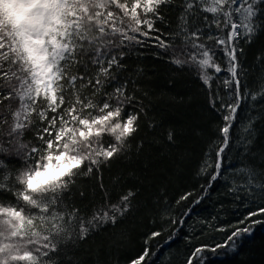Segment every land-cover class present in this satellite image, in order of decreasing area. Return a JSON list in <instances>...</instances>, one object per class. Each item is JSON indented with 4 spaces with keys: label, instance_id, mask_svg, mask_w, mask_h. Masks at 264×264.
I'll return each instance as SVG.
<instances>
[{
    "label": "snow or ice",
    "instance_id": "6c2138e0",
    "mask_svg": "<svg viewBox=\"0 0 264 264\" xmlns=\"http://www.w3.org/2000/svg\"><path fill=\"white\" fill-rule=\"evenodd\" d=\"M262 37L264 0H0V264H85L78 246L98 237L104 242L95 264H120L114 251L137 214L183 226L221 178L222 195L247 212L230 231L206 220L191 225L185 241L192 250L182 264L236 251L264 224L253 219L264 217V48L249 61L244 47ZM144 59L192 76L219 117L214 127L190 129L203 141L198 191L174 199L184 208L178 219L166 190L142 202L122 177L103 180L114 160L143 150V141L132 143L142 120L179 146L176 127L148 117ZM79 177L96 183L92 197L81 191L77 203L71 196ZM210 228L229 234L198 243ZM142 235L127 264H157L162 246L153 242L163 226Z\"/></svg>",
    "mask_w": 264,
    "mask_h": 264
},
{
    "label": "trees",
    "instance_id": "16d2710c",
    "mask_svg": "<svg viewBox=\"0 0 264 264\" xmlns=\"http://www.w3.org/2000/svg\"><path fill=\"white\" fill-rule=\"evenodd\" d=\"M244 47L246 58L251 61L256 51L264 48V37L250 49L247 45ZM142 63L147 68L151 81L147 86L151 101L148 117L163 121L164 128L176 127L180 134L179 146L171 147L162 142L160 137L162 129L153 132L144 126L142 120V126L132 143L135 145L143 141V150L137 153L134 148L129 156L114 160L103 170V180L106 185H111L115 177H122L126 187L134 186L139 189L138 199L142 202L148 196L154 195L157 189L166 190L168 198L173 201L171 216L178 219L184 208H177L174 199L184 191L192 190L194 186L198 191V178L194 176V171L201 156L203 141L193 137L190 129L197 125L214 127L219 123V117L207 110L200 84L192 76L178 73L173 66L162 61L144 59ZM255 88L253 85L254 90ZM246 114V111H241L239 116L243 118ZM259 143L264 144V137L260 138ZM229 160L239 166L234 154H229ZM239 182L237 180V183ZM95 183V180L87 177L77 178L71 199L79 203L81 191L91 198L95 192ZM199 184H204V180L200 179ZM224 191L225 182L221 178L199 204L192 205L191 219L183 226L162 225V222L151 214H137L127 226L120 250L114 251V258H118L120 264H127L126 257L135 256L141 247L144 239L142 233L161 230L163 226V235L153 242L156 247L162 246L157 264H167L169 257L173 258L172 264H182L184 257L192 250L185 241V235L192 231L191 225L206 220L216 228L224 227L230 231L246 214L247 209L243 206L238 207L230 197L222 195ZM84 202L87 203V200ZM187 203L190 204L191 201ZM239 226L244 227L243 224ZM173 230L176 234L169 241L167 238ZM227 234L229 233H220L210 228L207 235L200 237L197 242L215 244L222 242ZM102 242L103 237H98L78 246L77 258L85 261V264H95L96 249ZM208 255L211 258L207 264H264V224L256 225L252 234L246 238V242H243L236 251L228 252L225 249L218 255L210 253Z\"/></svg>",
    "mask_w": 264,
    "mask_h": 264
}]
</instances>
